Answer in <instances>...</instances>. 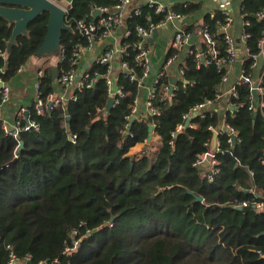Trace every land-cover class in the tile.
I'll return each instance as SVG.
<instances>
[{"label":"trees","instance_id":"obj_1","mask_svg":"<svg viewBox=\"0 0 264 264\" xmlns=\"http://www.w3.org/2000/svg\"><path fill=\"white\" fill-rule=\"evenodd\" d=\"M114 4L113 0L72 1L67 14L71 30L63 31L60 39L63 59L58 56L53 65L41 68L42 100L56 92L51 68L56 67L58 75L68 70L76 45H85L76 21ZM263 6L264 0L240 4L243 20L248 22L243 29L250 54L257 53L263 26L254 16ZM198 7L183 4L169 9L186 18ZM137 10L126 20L129 34L120 46L124 49L121 61L133 67L139 78L133 50L136 28L158 24L163 14L147 4ZM47 19L44 12L32 20L27 35L17 36L8 51L12 25L0 17L3 82H11L35 56ZM224 21L219 11L202 19L220 56H225V43L218 28ZM192 27L183 29L192 33ZM199 46L202 52L207 50L205 43ZM174 53L169 48L166 58ZM204 55L207 60L209 56ZM250 63L243 64L246 73ZM180 67L186 84L176 79L170 97L163 100L162 91L171 80L164 77L154 92L159 115L153 122L160 147L153 158L127 155L148 138L145 122L129 121L140 91L137 82L119 70L116 83L124 98L106 112V66L99 63L87 71L94 79L91 87L74 92L76 101L41 115L33 105L27 108L28 116L39 125L37 132H22L13 139L0 126V264L8 262L10 253L29 258L31 264L53 260L58 264H264V236L260 235L264 210L254 208L264 200V119L248 110L249 93L244 86L238 87L239 99L232 101L242 107L225 112L226 123L238 133L237 143L230 144L227 134L217 137L225 151L217 155L219 175L208 183L194 163L210 150L211 128L217 127L220 115L191 116L194 128L184 123L194 107L215 99L224 71L213 62L197 68L190 54ZM126 124L129 131L124 129ZM69 135L76 137L74 143ZM251 188L258 197L248 192ZM234 202L248 205L238 210L231 206ZM74 240L79 241L76 247Z\"/></svg>","mask_w":264,"mask_h":264},{"label":"built area","instance_id":"obj_2","mask_svg":"<svg viewBox=\"0 0 264 264\" xmlns=\"http://www.w3.org/2000/svg\"><path fill=\"white\" fill-rule=\"evenodd\" d=\"M52 3L56 4L62 8L66 14L71 7V4L65 2L64 0H49ZM115 2L114 6L110 8H96L100 10V15L93 19V12L90 14V18H84L83 20L76 21V29L85 38V45L77 44L75 50L72 54L68 70L63 71L60 75L57 73V84L64 91L62 95H49L46 101L40 98L39 86L42 78V71L37 72L36 82H35V99L32 104L37 115H41L49 108H57L64 105L68 102L76 101L77 97L75 96V91L80 92L82 89H88L93 84L94 79L91 78L90 74L87 72L91 66H88L87 70L81 66L80 60L81 55L86 50H91L98 40H103L106 38H114V33L119 29L120 26L124 24V14L123 8L130 3L131 0H113ZM146 4L149 7H155L156 13L163 14L162 20L156 25H150L148 28L138 26L136 28L138 40L133 45V50L136 51L135 61L136 66L140 70V77H137V74L133 67L127 65L126 62L121 61V55L124 52V49L114 43L106 46L102 51L101 55L95 60L94 63H99L106 66L105 74V86L108 95V101H111V107H116L120 101L124 98V92L122 87L116 83V76L119 73V70L126 73L130 81H136L137 87L139 90L147 89L146 98H145V115L141 118L136 114V100L132 109V114L129 117H133L132 121L145 122L149 127H152V131L148 133L151 135L150 141H145L146 148L149 149L146 153H142L145 156L153 158L159 149L158 146L148 147L150 143L154 141L158 136L155 133L156 125L153 122V119L159 115V109L154 105V92L156 91V86L159 81L164 77L169 76V69L177 57L178 51L181 49H186V53L190 54L194 58V62L197 68L200 67L201 63H214L219 70H223L224 74L221 79V85L219 87V93L216 95L215 99L210 101L206 100L202 104L194 107L191 112L185 117L189 119V127L191 116H204L206 113L213 115L217 112L216 106L219 103H223L222 115L219 119V124L215 128H211L212 133H216L215 148L212 149L213 142L211 144L210 150L206 153H203L198 156L197 160L194 163V166L200 168L201 175L208 183L214 182L216 177L219 175V161L217 159L218 154H223L225 150L220 147L217 137L219 135H228V142L230 144L237 143L238 133L232 127H230L225 121V112L226 111H237L239 107L232 100L239 99L238 87L244 86L249 93L248 97V110L252 112H259V115L264 119V6L259 8L255 14V19L257 22L261 23L263 26L261 37L257 42V53L250 54L249 49L245 45V40L248 35L244 31V27L248 25L247 21L243 20V15L241 14L242 8L239 7V16L241 21V31L238 38L232 36L229 32V27L233 22L232 12L230 10V0H218L219 12L224 16V24L219 26L218 32L223 34V40L225 43V56H220L218 49L216 48V43L213 34L210 33L209 29L206 26L201 24L200 27V36L201 42L207 45V50L202 52L200 50L199 44L195 45L191 42L192 33L186 32L181 27H175L177 21H181L183 17L180 14L174 13L168 7H165L153 0H148ZM139 8V7H138ZM135 12L138 13L136 9ZM131 16V14L129 15ZM66 16V24L67 22ZM166 25H172L175 27V33L173 36L172 43L170 47L176 51L172 56L163 59L160 66L154 74L151 73V49L149 46V38L152 36L153 30H159ZM129 34V31L125 30L124 36L126 37ZM241 46V53L238 54V48ZM61 52V51H60ZM209 56L206 60L205 55ZM5 57L4 53L0 54ZM259 57H262L260 65H258ZM59 59H63V52L59 54ZM250 60L249 73L245 72L243 64ZM117 61L118 70H114L113 64ZM93 63V64H94ZM92 64V65H93ZM236 66V77L233 82H230V73L232 67ZM153 68V67H152ZM154 70V68H153ZM3 73V70L0 69V74ZM97 77L96 73L94 78ZM184 69L179 67L177 79L183 81V84L186 82L183 80ZM79 78V79H77ZM172 79V78H171ZM176 81V79H175ZM149 84V85H148ZM163 89L162 98L166 100L170 97L172 91L174 90L172 84L171 93L169 92V87ZM12 99L11 90L8 83H5L0 78V110L1 107L8 104ZM107 101V102H108ZM100 112V111H99ZM185 119V120H186ZM0 126L5 136L11 137L13 139H18V136L22 132H37L39 130L38 123L31 119L28 116L27 108L20 107L18 108L11 119L6 120L0 117ZM124 129L129 131L127 124ZM183 127L179 126L178 131L182 130ZM159 138V137H158ZM68 139L70 142L74 143L76 137L74 135H69ZM152 150V151H150ZM137 156H141L140 154ZM264 163V161L262 162ZM249 193L256 195L257 191L255 188L248 190ZM258 197V194H257ZM248 205L247 202H234L232 207L234 209H242ZM254 208L257 211L264 210V200L258 201L254 204ZM79 241L74 240L73 244L76 247ZM259 253V251H257ZM264 258V256H263ZM29 258L19 259L13 253L9 254V260L6 264H28ZM43 264H58L57 260H53L50 263Z\"/></svg>","mask_w":264,"mask_h":264},{"label":"crops","instance_id":"obj_3","mask_svg":"<svg viewBox=\"0 0 264 264\" xmlns=\"http://www.w3.org/2000/svg\"><path fill=\"white\" fill-rule=\"evenodd\" d=\"M148 0H131L129 4H127L123 8V14H124V24L119 27L118 30L114 33V38H106L103 40H98L95 42L93 48L91 50H86L81 55V66H92V64L95 62V60L101 55L104 48L112 43L115 42L116 45L121 41L122 38H124L125 30H126V20L129 17L130 14H132L138 7L146 4ZM157 2L158 4H161L165 7L170 8L174 5H183V4H190L194 6H199L198 11L194 12L193 14L189 15V17L183 18L181 21H177L175 23V27H181L184 28L185 26L192 25V38L191 42L195 45L201 43V36H200V27L202 24V19L204 15L206 14H213L215 11H219V4L218 0H153ZM242 0H230L231 6L230 10L232 12L233 22L229 27V32L232 36L235 38H238L241 31V21L239 16V7ZM175 27L172 25H166L163 28L159 29V33L156 36V38L153 40V49H151V65L154 68V71L158 69L163 59L166 57V53L169 50L168 48H171L170 45L173 40V36L175 33ZM159 35H161V38L159 41H157ZM168 40V41H167ZM169 43L167 49L165 50V47L162 45L163 43ZM151 44V43H149ZM156 48V49H155ZM241 53V46L238 48V54ZM186 49H181L177 53V57L172 63L170 69H169V76L171 78L177 79L178 76V69L181 66L185 56H186ZM37 59V57H32ZM50 58V57H49ZM49 58H38V59H49ZM34 60L32 62V66H29V60L25 66H23L17 76L8 83L10 90H11V101L2 106L0 110V117L6 120L11 119L14 112L20 108H28L34 103L35 99V82L37 77V72L41 71L40 67V60ZM53 59V64L56 61V58ZM50 64V65H53ZM114 70H118V64L117 61L113 64ZM236 71L237 67L233 66L232 71L230 73V82H233V80L236 77ZM56 86V92L54 95H62L64 94V91L59 87L57 84V81L55 80L53 82ZM149 85V84H148ZM146 92L147 89H142L139 91L137 100H136V114L139 117H143L145 115V98H146ZM223 103H219L216 106L218 114L221 116L223 111ZM222 110V111H221ZM151 146H158L160 147V139L157 137L154 139L152 143L149 144L148 147ZM146 144L141 143L137 144L134 147L130 149L127 155L129 156H137L142 153H146L149 149L146 148ZM152 151V150H150Z\"/></svg>","mask_w":264,"mask_h":264},{"label":"water","instance_id":"obj_4","mask_svg":"<svg viewBox=\"0 0 264 264\" xmlns=\"http://www.w3.org/2000/svg\"><path fill=\"white\" fill-rule=\"evenodd\" d=\"M65 2L71 4L73 0H64ZM47 12L48 19L46 24V34L43 42L35 54L37 58H57L59 56L61 45L60 39L63 31H70L71 27L66 24V12L52 3L49 0H0V17L7 20L9 24L12 25L11 36L8 41L9 51L16 41V37L19 35H27V26L34 20L37 16L42 13ZM100 15V10L95 9L93 13V19H96ZM159 30H153L152 36L149 38V42L153 40L158 35ZM262 57H259L258 65H260ZM84 70L88 69V65L83 66ZM150 71L154 74V70L151 67ZM58 70L56 67L51 68V80L54 82L57 78ZM79 79V78H77ZM175 79H171V85L169 87V92L171 93L172 84ZM111 108V101L107 102L106 112ZM133 117L129 119L131 122ZM189 124V119L185 120L184 127ZM152 131V127L148 128V133ZM216 133L212 135V149L215 148ZM151 135H148L147 141H150ZM22 148V143L18 145L17 152ZM196 201H201L200 198H196ZM240 210V209H238ZM260 235L264 236V232ZM28 264H31L28 261Z\"/></svg>","mask_w":264,"mask_h":264},{"label":"rangeland","instance_id":"obj_5","mask_svg":"<svg viewBox=\"0 0 264 264\" xmlns=\"http://www.w3.org/2000/svg\"><path fill=\"white\" fill-rule=\"evenodd\" d=\"M160 38H161V35H159V37H158V39H157V41H159L160 40ZM168 41V40H167ZM169 43H170V41L168 42V43H166V44H162L164 47H165V50L167 49V47H168V45H169ZM149 46L151 47V49H153V43H151V44H149ZM156 49V48H155ZM169 49V48H168ZM167 49V50H168ZM51 58H54V57H51ZM51 58H49V59H38V60H40V67L41 68H46V67H48V66H50V64H53V59H51ZM37 59H35V58H30V60H29V66H32V62L34 61V60H37Z\"/></svg>","mask_w":264,"mask_h":264}]
</instances>
